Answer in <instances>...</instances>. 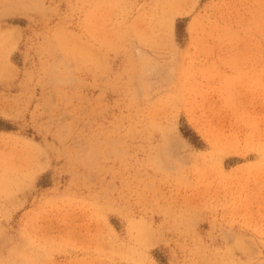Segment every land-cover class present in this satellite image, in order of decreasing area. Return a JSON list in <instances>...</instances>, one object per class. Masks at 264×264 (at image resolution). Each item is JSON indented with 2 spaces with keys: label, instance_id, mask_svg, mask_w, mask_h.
<instances>
[{
  "label": "rangeland",
  "instance_id": "1",
  "mask_svg": "<svg viewBox=\"0 0 264 264\" xmlns=\"http://www.w3.org/2000/svg\"><path fill=\"white\" fill-rule=\"evenodd\" d=\"M0 264H264V0H0Z\"/></svg>",
  "mask_w": 264,
  "mask_h": 264
}]
</instances>
